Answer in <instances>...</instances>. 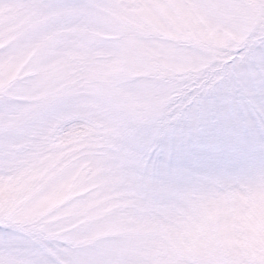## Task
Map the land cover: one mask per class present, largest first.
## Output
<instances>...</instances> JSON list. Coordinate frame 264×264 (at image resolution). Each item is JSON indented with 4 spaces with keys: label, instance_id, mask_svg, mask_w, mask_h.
Returning a JSON list of instances; mask_svg holds the SVG:
<instances>
[{
    "label": "snow or ice",
    "instance_id": "6c2138e0",
    "mask_svg": "<svg viewBox=\"0 0 264 264\" xmlns=\"http://www.w3.org/2000/svg\"><path fill=\"white\" fill-rule=\"evenodd\" d=\"M0 264H264V0H0Z\"/></svg>",
    "mask_w": 264,
    "mask_h": 264
}]
</instances>
